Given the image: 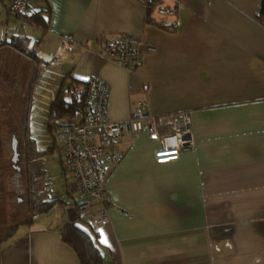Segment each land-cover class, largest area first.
Masks as SVG:
<instances>
[{"label": "crops", "instance_id": "0c3cea01", "mask_svg": "<svg viewBox=\"0 0 264 264\" xmlns=\"http://www.w3.org/2000/svg\"><path fill=\"white\" fill-rule=\"evenodd\" d=\"M8 4L0 0V54L35 62V75L40 63L61 64L59 90L104 80L112 121L128 119L139 99L153 115L190 111L196 149L159 164L156 137L122 136L124 156L107 169L111 222L97 224L100 203L67 178L56 197L64 204L1 240L0 264H81L62 238L70 223L98 234L106 264H264L262 0H30L26 17ZM37 14L46 32L31 22ZM122 33L144 43L133 70L104 53ZM23 38L42 62L3 45Z\"/></svg>", "mask_w": 264, "mask_h": 264}, {"label": "built area", "instance_id": "2783aa9c", "mask_svg": "<svg viewBox=\"0 0 264 264\" xmlns=\"http://www.w3.org/2000/svg\"><path fill=\"white\" fill-rule=\"evenodd\" d=\"M30 0H9L10 13L24 16ZM143 42L131 34L106 42L104 53L119 65L133 70L140 66ZM147 50H156L147 45ZM109 85L98 77H90L85 86L73 92L80 99V108L73 116H55L51 124L53 134L63 151V163L72 177L69 189L83 198L101 205L97 224L111 222L109 210L113 206L106 188L107 169L115 167L123 158L120 138H133L147 131L159 140L155 159L159 164L180 158L182 151L195 150L196 139L190 111L153 115L145 99H139L126 120L112 121L107 116Z\"/></svg>", "mask_w": 264, "mask_h": 264}, {"label": "rangeland", "instance_id": "374dc122", "mask_svg": "<svg viewBox=\"0 0 264 264\" xmlns=\"http://www.w3.org/2000/svg\"><path fill=\"white\" fill-rule=\"evenodd\" d=\"M28 29L32 46L37 35L34 29ZM20 57L0 54V241L9 234L14 236L15 232H10L16 222L33 217L30 196L36 197L35 202L37 192L45 200L59 197L65 192L66 179H71L69 172L64 173L60 148L44 157L42 168L34 163L30 175L23 153L13 162L14 139L23 141L26 129L39 149L56 146L55 135L49 130L53 122L50 107L64 83L61 64H37L39 73L35 75L36 63Z\"/></svg>", "mask_w": 264, "mask_h": 264}, {"label": "trees", "instance_id": "16d2710c", "mask_svg": "<svg viewBox=\"0 0 264 264\" xmlns=\"http://www.w3.org/2000/svg\"><path fill=\"white\" fill-rule=\"evenodd\" d=\"M24 17H26V15H24ZM30 20L37 28H39L43 32H46L48 30L49 21L48 18L45 17L44 15L37 14ZM258 20L262 24H264V0H262L261 10L258 16ZM4 44L12 45L18 51L35 59L38 63L42 62L36 51H33L28 48L26 38L16 39L15 41L5 42L3 43V45ZM84 86H85L84 82L72 81L71 84L68 86V88H62L51 104L50 107L51 118L55 116H73V114L76 113L80 108V104H79L80 99H74L72 94L78 88ZM49 130L52 131L51 125H49ZM28 139L32 143L31 144L32 152L30 153V156L27 158L28 159L27 173L30 175V173L33 170H35L33 164L38 162L40 167L42 168L43 165L42 162L44 160V157L53 153L55 149H59L60 145L55 138L56 141L55 147H47V148L39 149L37 147V142L35 139L32 140L30 138ZM60 153L62 155L61 148H60ZM31 178H33V174L31 175ZM34 199H36V197ZM34 199L31 196L28 198V203L30 204L29 208L33 211V217L37 213L48 211L56 203H61V204L65 203L61 198L45 200L42 197L38 196V192H37V201L35 202ZM33 217L16 222L10 233L15 231L16 227L21 222L32 221ZM8 236H10V234ZM62 238L64 242H66L67 244H69L74 248V250L76 251L79 257L81 264L107 263L105 256L101 250L98 234H93L90 230L86 229L85 227L81 226L78 223H70L62 229ZM1 242L2 241H0V244Z\"/></svg>", "mask_w": 264, "mask_h": 264}, {"label": "flooded vegetation", "instance_id": "af4514ba", "mask_svg": "<svg viewBox=\"0 0 264 264\" xmlns=\"http://www.w3.org/2000/svg\"><path fill=\"white\" fill-rule=\"evenodd\" d=\"M30 138L31 140L34 139L30 136V134L28 133V129H26V132L24 134V138H23V141H19V140H16L14 139V143H13V162L15 163L16 161H18L19 159V155L21 153L24 154V158L26 160V163H28V157L30 156V153L32 152V146H31V142L30 140L28 139ZM21 140V139H20ZM19 149H21L19 151ZM17 169L20 170V168L18 166H15Z\"/></svg>", "mask_w": 264, "mask_h": 264}, {"label": "snow or ice", "instance_id": "6c2138e0", "mask_svg": "<svg viewBox=\"0 0 264 264\" xmlns=\"http://www.w3.org/2000/svg\"><path fill=\"white\" fill-rule=\"evenodd\" d=\"M106 242V241H105Z\"/></svg>", "mask_w": 264, "mask_h": 264}]
</instances>
